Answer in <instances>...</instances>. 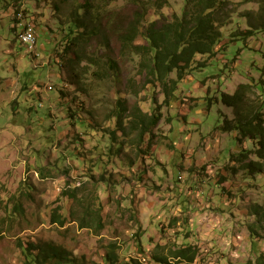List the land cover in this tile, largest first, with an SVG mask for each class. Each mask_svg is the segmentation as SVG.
Returning a JSON list of instances; mask_svg holds the SVG:
<instances>
[{"label": "rangeland", "instance_id": "rangeland-1", "mask_svg": "<svg viewBox=\"0 0 264 264\" xmlns=\"http://www.w3.org/2000/svg\"><path fill=\"white\" fill-rule=\"evenodd\" d=\"M138 1L99 0L103 35L85 58L119 64L117 72L102 70L100 80L94 72L101 69L84 63L74 76L59 57L69 34L63 24L78 0H0V264H26L21 244L51 245L85 264H106L112 243L119 264L162 258L189 264L173 257L188 246L197 251L192 264H264V174L239 168L235 156L254 143L225 128L236 109L222 102L241 83L255 84L248 98L264 101V30L233 40L235 31L249 28L248 15L259 19L263 3L225 0L232 19L222 29V48L212 58L199 56L207 66L193 70L165 104L164 87L149 85L139 59L122 55L115 26L141 13L145 24L160 27L183 16L188 0ZM23 6L39 22L36 53L19 37L16 11ZM120 99L131 110H161L154 140L140 146L135 133L119 131ZM76 114L87 125H77ZM74 189L85 201L64 195ZM87 207L101 215V230L80 228ZM57 211L64 227L53 223Z\"/></svg>", "mask_w": 264, "mask_h": 264}, {"label": "trees", "instance_id": "trees-1", "mask_svg": "<svg viewBox=\"0 0 264 264\" xmlns=\"http://www.w3.org/2000/svg\"><path fill=\"white\" fill-rule=\"evenodd\" d=\"M131 2L135 5L140 4L138 0H131ZM261 2L264 10V0ZM227 5L225 0H188L183 16L175 15L173 19L160 27L152 22L145 24V18L141 13L135 14L127 24L119 21L115 26L117 35L123 44L122 55L139 59L140 70L145 72L149 85L159 83L164 87L165 104L171 102L179 83L193 70L207 66L208 60L199 61V56L212 58L219 53V49L222 48L220 43L224 36L222 29L227 23L230 25V19H232ZM55 7L59 10L61 5L55 3ZM223 11L225 13L221 15ZM71 12V17L63 24L69 26L67 48L59 57L62 61H67L71 75L76 76L74 73L78 67L86 63L90 68L101 69V71H95L94 75L101 78L100 80H105L102 70L109 69L110 73L112 71L117 72L119 68L117 60L110 57L105 61L99 56L85 58L87 54L85 49L88 45L103 35L104 28L101 23L104 7L99 3V0H85L83 3L78 0L77 3H74ZM247 22L249 28L244 31H235L233 40L239 38L247 40L253 37L257 31L264 30V11L257 21L253 20L252 15H248ZM140 38L146 41L145 45L137 44ZM58 62L61 65V62ZM89 72H85L86 76ZM175 72L177 73V80H171L170 76ZM253 86L255 84L241 83L237 85L236 93L222 96V102L225 105L236 109L233 122H227L228 125L226 124L225 128L228 131H236L240 141L247 139L254 143L252 148L242 149L240 154L235 156L239 168L250 176L264 174V101L256 104L248 98L247 93L249 89L252 91ZM118 104L119 108L115 118L119 131L125 135L135 133V140L140 146L144 140H154V131L159 126L163 116L161 110L157 108V111L148 114L137 106L131 110L123 99H120ZM74 119L77 125L80 123L84 126L87 125L86 122L77 119V114ZM112 136L115 142L118 141L117 132H112ZM114 147L117 145L114 144ZM121 147L118 148L119 152ZM64 195L81 203L85 201V199L80 200L78 198L77 189L67 190ZM15 209L20 211L22 207L18 205ZM85 213L86 215L79 220L81 229H91L94 225L99 230L103 228L100 214L90 207L85 209ZM66 221L58 211L54 213V224L64 227ZM252 235H255L254 232ZM21 246L24 249L23 255L26 264H85L51 245L35 246L30 244L27 248L22 244ZM35 249L38 251L34 252ZM117 250L119 247L115 243L109 245L105 258L106 264H119L120 259ZM173 257L192 264L197 257V251L188 246L174 252ZM157 262H159L158 264L167 263V259H157Z\"/></svg>", "mask_w": 264, "mask_h": 264}, {"label": "built area", "instance_id": "built-area-1", "mask_svg": "<svg viewBox=\"0 0 264 264\" xmlns=\"http://www.w3.org/2000/svg\"><path fill=\"white\" fill-rule=\"evenodd\" d=\"M18 19L23 27V31L19 34L22 45L26 47L29 53H33L37 45V31L34 19L28 18L24 11L19 12Z\"/></svg>", "mask_w": 264, "mask_h": 264}, {"label": "clouds", "instance_id": "clouds-1", "mask_svg": "<svg viewBox=\"0 0 264 264\" xmlns=\"http://www.w3.org/2000/svg\"><path fill=\"white\" fill-rule=\"evenodd\" d=\"M25 5V4H24ZM20 11H24L26 16L28 18H33L34 19V23H35V27H36V31H37V45H38V30H39V22H38V19L35 17V15H32L31 12L29 11V9L26 7V6H23L21 7L18 11H16V20L18 22V25H20V20L18 19V14ZM22 27V26H21ZM37 45H36V49L33 53H36L37 52ZM25 47V46H24ZM26 48V47H25ZM38 56V55H36ZM66 85V84H65ZM50 87V91L51 92H54L55 91V88L53 86H49ZM66 87V86H65Z\"/></svg>", "mask_w": 264, "mask_h": 264}]
</instances>
